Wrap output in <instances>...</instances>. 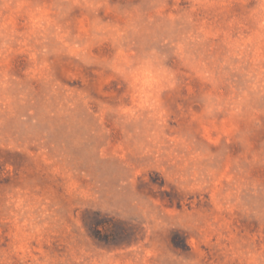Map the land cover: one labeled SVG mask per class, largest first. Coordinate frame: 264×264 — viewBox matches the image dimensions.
I'll list each match as a JSON object with an SVG mask.
<instances>
[{
    "label": "rangeland",
    "instance_id": "374dc122",
    "mask_svg": "<svg viewBox=\"0 0 264 264\" xmlns=\"http://www.w3.org/2000/svg\"><path fill=\"white\" fill-rule=\"evenodd\" d=\"M0 264H264V0H0Z\"/></svg>",
    "mask_w": 264,
    "mask_h": 264
}]
</instances>
